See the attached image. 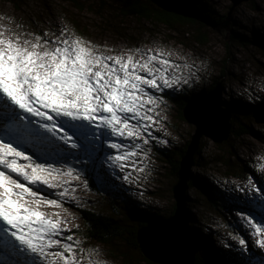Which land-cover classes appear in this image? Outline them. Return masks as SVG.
Masks as SVG:
<instances>
[{"label":"snow or ice","instance_id":"1","mask_svg":"<svg viewBox=\"0 0 264 264\" xmlns=\"http://www.w3.org/2000/svg\"><path fill=\"white\" fill-rule=\"evenodd\" d=\"M112 51L66 26L41 35L0 25V264H106L102 250L85 247L62 215L66 185L87 189V175L106 179L110 170L139 181L149 169L145 146L167 143L153 134L167 118L161 107L167 101L158 94L191 87L195 76L192 65L173 62L162 48ZM248 184L264 192L251 178ZM245 203L238 224L264 250V210L257 219L253 202ZM259 204L264 209V195ZM232 239L239 255L230 264H252L243 234Z\"/></svg>","mask_w":264,"mask_h":264},{"label":"rangeland","instance_id":"2","mask_svg":"<svg viewBox=\"0 0 264 264\" xmlns=\"http://www.w3.org/2000/svg\"><path fill=\"white\" fill-rule=\"evenodd\" d=\"M204 1L213 11V18L221 20L219 24L227 19L233 6L232 0ZM123 3L124 0H0V16L6 17L0 19V25L8 28L20 25L23 30L41 35L44 32L58 35L66 26L70 33L94 45L112 49L108 54L113 55H127L135 49L145 52L152 49L155 52L162 48L166 52L170 51V60L177 64L192 65L190 71L195 73L191 87L185 85L177 92L205 94L216 85V81H221L222 105L231 111L233 126L236 125L238 131L246 128L252 133L239 137L232 133L223 143L203 137L202 150L193 168L199 183L189 190L188 207L194 227L212 239V246L238 256L239 244L232 239V235L243 234L245 229L239 226L237 213L243 209V214L247 215L249 206L245 201L253 202L250 207L256 209L257 219L258 213L264 210L259 202L253 201L254 194H244L241 187V184L250 186L249 178L256 183L258 175L264 182V171L260 167L264 165V48L261 46L264 45V0L239 4L231 14L227 37L213 25L202 28L207 34V43L198 42L194 34L199 24L184 28L153 25L135 15L124 16ZM235 33L244 36L247 45L233 38ZM139 58L137 55L136 59ZM183 72L187 75L189 69L185 68ZM166 91L169 90L166 89L164 93ZM164 99L167 104L161 106L164 109L162 116L167 118L162 120L164 127L159 131L153 130V134L167 143L154 140L145 146L151 148L149 169L139 174V181L125 182L123 173L110 170L107 181L102 176L97 179L93 174L90 175L94 177L92 182L85 173L87 189L76 181L66 185L70 195L64 198V207L71 215H62L70 221L72 233L85 241V247L102 250V259L106 264H159L147 261L141 250L130 243V230L139 226L141 218L129 207L133 204L161 218L174 214V186L178 177L173 164L162 157V151L168 152L172 159L179 160L181 149L191 141L196 131L195 124L180 117L177 104ZM205 185L212 188L215 194L207 195L203 188ZM80 209L115 218L124 227V235L109 245L95 239L87 241V224ZM47 211L59 210L50 207ZM74 225H79V229ZM245 234L246 237L243 236L248 245L246 255L254 253L252 264H261L264 250L253 247L254 238L250 232ZM201 254L208 257L206 250Z\"/></svg>","mask_w":264,"mask_h":264},{"label":"water","instance_id":"3","mask_svg":"<svg viewBox=\"0 0 264 264\" xmlns=\"http://www.w3.org/2000/svg\"><path fill=\"white\" fill-rule=\"evenodd\" d=\"M233 6L227 19L212 24L227 37L231 14L242 2L232 0ZM223 87L219 81L207 93L195 95L184 107L186 120L196 125V131L180 160L178 182L174 186L176 208L167 218L150 219L137 230V243L142 254L159 264H195L199 252L198 242L190 228L188 193L195 178L194 166L203 137L223 143L232 134V113L222 105Z\"/></svg>","mask_w":264,"mask_h":264},{"label":"trees","instance_id":"4","mask_svg":"<svg viewBox=\"0 0 264 264\" xmlns=\"http://www.w3.org/2000/svg\"><path fill=\"white\" fill-rule=\"evenodd\" d=\"M122 13L124 16L135 15L140 19L144 18L150 21L151 24L153 25L164 24L172 28H184L186 26L199 24V26L197 25V27L199 28L197 29V32L194 34L198 42L200 43H207L208 40L207 34L202 28L208 25L212 26V24H216L218 23V21H221L213 18V11L208 7L207 3H205L204 0H124L122 6ZM73 23L76 22L73 21ZM232 37L239 39L240 41H242L243 44L247 45L243 40L244 36L235 33L234 35H232ZM261 46L264 48L263 44H261ZM217 82L219 81H216V83ZM214 86L215 85H213L212 87ZM189 93L190 91L173 92L171 90L166 91V93H163V96L166 99L171 100L172 102L177 104L179 108L178 109L179 114L182 119H186L183 112V109L186 106V104L195 95H199V94L190 95ZM232 123H234L233 120ZM235 126H233L232 128V133L235 134L237 137L246 133H252L246 128L243 129L242 131H238L235 129ZM188 144L189 143H187V145L183 149H181L179 154L180 159L177 161L172 159L171 155L168 152L162 151V157L164 159L166 158L165 160L167 162L173 164L175 173H177L180 169V160L184 155ZM201 150L202 147H200L198 154L201 153ZM196 162H197V158H196ZM198 164L200 167H203L201 163ZM89 177L93 182L94 177L92 178L90 175ZM105 181H107V178ZM197 183H199V181L195 176V178L190 183V188L195 187ZM203 188L207 195L215 194L214 190L212 188L210 189L208 185H205ZM128 202L129 204H131L130 201ZM129 209L141 218L139 226L137 228H133L132 230H130V234L132 237L130 239V243L135 248H139L137 243L138 228L142 225H145L150 219H157L161 217L153 213L145 212L143 209H141L140 207H136L133 204H131ZM80 210L87 224V234L85 235L87 241L90 239H95L100 243L109 245L112 242H114L118 237L124 235V230H125L124 227L121 226L116 221L115 218L111 216H104L88 209H80ZM190 222H191L190 228L198 242L199 251H201V253L204 250L208 252V257H205V255H202L201 253L198 252L195 264H230V262L233 259L238 257L237 255H233L231 251L226 252L224 249L223 250L217 249L214 246H212V242H211L212 239L208 236H205L201 232V230H198L194 227L195 226L194 220L191 219ZM146 260L149 261L150 263H155L149 260L148 258H146Z\"/></svg>","mask_w":264,"mask_h":264},{"label":"bare ground","instance_id":"5","mask_svg":"<svg viewBox=\"0 0 264 264\" xmlns=\"http://www.w3.org/2000/svg\"><path fill=\"white\" fill-rule=\"evenodd\" d=\"M253 184L256 186V188H264V182H262V180L260 179L259 175L257 176V182L253 183ZM241 187H243V189H244V192H243L244 194H248L249 192L254 194L253 201L255 200V202H259L260 195H264L263 192L257 193L255 191V189H253L252 185L245 187V186H242V184H241ZM236 198H238V197H236ZM243 235L246 237V234H245L244 231H243Z\"/></svg>","mask_w":264,"mask_h":264}]
</instances>
